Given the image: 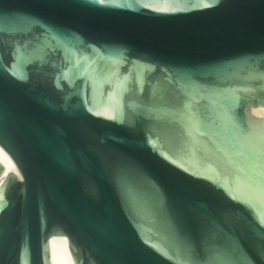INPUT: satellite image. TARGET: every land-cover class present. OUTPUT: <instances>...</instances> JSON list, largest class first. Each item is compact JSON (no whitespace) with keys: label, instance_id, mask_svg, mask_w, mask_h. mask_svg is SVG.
I'll return each mask as SVG.
<instances>
[{"label":"water","instance_id":"95a60500","mask_svg":"<svg viewBox=\"0 0 264 264\" xmlns=\"http://www.w3.org/2000/svg\"><path fill=\"white\" fill-rule=\"evenodd\" d=\"M256 106L264 0H0V264H264Z\"/></svg>","mask_w":264,"mask_h":264},{"label":"bare ground","instance_id":"6f19581e","mask_svg":"<svg viewBox=\"0 0 264 264\" xmlns=\"http://www.w3.org/2000/svg\"><path fill=\"white\" fill-rule=\"evenodd\" d=\"M250 116L264 120V107H250ZM0 165L3 172L0 175V184L8 172L20 178L17 168L7 153L0 147ZM49 264H75L69 251L68 240L65 236H51L47 243Z\"/></svg>","mask_w":264,"mask_h":264},{"label":"snow or ice","instance_id":"6c2138e0","mask_svg":"<svg viewBox=\"0 0 264 264\" xmlns=\"http://www.w3.org/2000/svg\"><path fill=\"white\" fill-rule=\"evenodd\" d=\"M262 175H264V174H262ZM260 195H261V198L264 199V186H262L261 189H260ZM242 202L245 203V204H248L249 203L246 200L245 201H242ZM261 222L264 223V217L261 218Z\"/></svg>","mask_w":264,"mask_h":264}]
</instances>
